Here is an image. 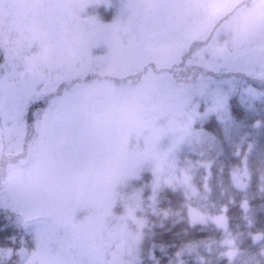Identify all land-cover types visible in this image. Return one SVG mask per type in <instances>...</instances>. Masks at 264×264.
<instances>
[{
	"label": "snow or ice",
	"instance_id": "snow-or-ice-1",
	"mask_svg": "<svg viewBox=\"0 0 264 264\" xmlns=\"http://www.w3.org/2000/svg\"><path fill=\"white\" fill-rule=\"evenodd\" d=\"M21 7L0 21V264H264V0Z\"/></svg>",
	"mask_w": 264,
	"mask_h": 264
},
{
	"label": "trees",
	"instance_id": "trees-1",
	"mask_svg": "<svg viewBox=\"0 0 264 264\" xmlns=\"http://www.w3.org/2000/svg\"><path fill=\"white\" fill-rule=\"evenodd\" d=\"M247 2L248 0H236L235 4L247 3ZM18 4H19L18 0H12V6L2 15H0V21L6 22L7 19H10L11 21L13 19L12 17L13 13H15L16 9H18ZM226 11L230 12V15L228 16V19H227L228 23H233L239 19V16H240L239 8H231V9L227 8ZM23 15H24V10L22 8L18 9V14H14L17 20H20L21 18H23ZM16 24L17 23H15L14 25Z\"/></svg>",
	"mask_w": 264,
	"mask_h": 264
},
{
	"label": "rangeland",
	"instance_id": "rangeland-1",
	"mask_svg": "<svg viewBox=\"0 0 264 264\" xmlns=\"http://www.w3.org/2000/svg\"><path fill=\"white\" fill-rule=\"evenodd\" d=\"M235 1L236 0H220V3L224 4V5H228V4H235ZM18 2L20 4V5L18 4V9H20V8H22L21 5L24 3V0H18ZM18 9H16L15 13H13V15H12L13 19L11 21H10V19H7L6 22H4V23L10 24V25H14L15 23H19V21L22 18L20 20H17V18H15V16H14V14H18ZM225 10H227V8Z\"/></svg>",
	"mask_w": 264,
	"mask_h": 264
}]
</instances>
